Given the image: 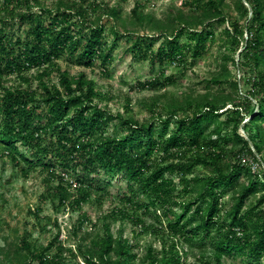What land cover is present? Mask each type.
Returning a JSON list of instances; mask_svg holds the SVG:
<instances>
[{"label": "trees", "instance_id": "obj_1", "mask_svg": "<svg viewBox=\"0 0 264 264\" xmlns=\"http://www.w3.org/2000/svg\"><path fill=\"white\" fill-rule=\"evenodd\" d=\"M220 6L222 0H206L202 8L224 23ZM236 6L245 22L232 20L223 35L230 51L242 50L237 64L229 56L224 60L243 71V80H210L208 85H227L230 93L218 88L205 94L190 115L179 119L182 106L174 105L158 123H139L95 104L104 100L95 83L82 73L60 72L56 63L64 56L86 69L98 63L105 73L119 34L111 30L109 44L101 17L116 19L115 9L100 0H59L53 8L42 0H0V155L23 173L40 167L47 182L58 180L53 198L66 209L80 210L94 188L104 195V186L116 177L126 183L122 207L103 216L100 234L87 246L79 243L75 252L58 244L57 237L39 247L21 239L12 250L0 249V264H78V257L84 264H136L134 246L111 231L119 220L167 237L160 251L148 248L145 264H187L188 257L190 264H221L227 257L264 264V168L252 172L241 160L247 156L259 164L264 146V0H239ZM132 14L163 40L156 50L151 42L134 44L135 59L182 66L202 57L214 39L212 31L192 28L181 12L163 14L162 25L137 5ZM23 24L27 30L20 38L13 30ZM184 35L187 42L181 44ZM55 70L58 83L49 84L45 78ZM9 78H16L19 86H3ZM172 81L161 74L138 85L159 91ZM113 121L117 124L110 132ZM239 127L247 140L238 134ZM58 170L63 176L75 175L80 185L76 194L63 187ZM100 173L107 180L103 187L100 180L97 184ZM229 192L233 204L224 212L222 199ZM248 199L254 202L246 207ZM142 216L154 223L146 224ZM80 217L72 232L87 223L86 214Z\"/></svg>", "mask_w": 264, "mask_h": 264}, {"label": "rangeland", "instance_id": "obj_2", "mask_svg": "<svg viewBox=\"0 0 264 264\" xmlns=\"http://www.w3.org/2000/svg\"><path fill=\"white\" fill-rule=\"evenodd\" d=\"M58 1L42 0L48 8H53ZM238 1L222 0L220 9L227 18V21L222 23L216 21V17L213 18L210 14L207 15L203 12L202 7L206 0H100L103 6L117 11L116 19L105 14L101 17V23L106 28L104 34L109 44L112 41L111 30L114 29L119 34L118 43L111 52L112 61L106 69L107 71L104 73L98 63L91 69L75 66L64 56L56 61L57 66L60 72L66 71L70 76L82 73L87 79L92 80L97 91L104 96V100H95V104L106 107L113 115L123 118L131 117L139 123L153 121L158 123L169 114L174 105H181L182 109L177 111L176 116L178 119L182 118L190 115L196 104L203 101L202 97L205 94L213 93L218 88L223 89L225 95L230 93L227 85L212 86L208 85V81L218 79L223 82L229 79L241 82L244 78L242 70H238L232 62L224 60V57L229 56L237 64L238 56L242 50L239 48L236 52L230 51L226 46V37L223 35V30L228 28L232 20L239 21L240 25L245 22V18L241 16L236 6ZM196 2L202 7L197 8ZM136 5L144 14L152 12L161 20L160 25H162L163 14L181 12L192 28L197 31L204 29L212 31L214 39L208 44L202 57L182 66L170 62L152 64L146 60L135 59L131 49L137 42L146 45L151 42L153 50H156L163 42L159 34L147 31L137 22L132 14ZM210 25L211 27H209ZM26 30L27 26L23 24L20 28L15 26L13 33H17L20 38H23ZM179 42L186 43V36L184 35ZM58 73V70H55L49 78H45V81L49 84H57ZM161 74L164 75V78L173 80L172 84L165 89L151 91L147 88L141 89L138 85V83H145ZM28 76L33 78L34 71H30ZM19 84L20 82L16 78L3 81L5 87H16ZM31 85L34 88L36 82L32 81ZM208 86L209 89H206ZM245 88L242 84L243 92ZM246 122L247 120L244 121V123ZM116 124L117 121L110 124V132ZM173 128L174 125H170L169 131ZM237 132L247 140V134L241 127ZM250 146L252 148V145ZM230 157L233 161L232 155ZM258 158L261 162L255 163L256 172L260 168H264V146ZM241 160L247 161L249 164L251 162L247 156L242 157ZM24 173L18 165H14L8 158L0 155V249L12 250L21 239H26L36 247L45 246L57 237L58 244L77 252L79 243L82 246H87L89 240L100 234L103 216L122 207L119 199L124 193L126 183L120 176L112 180L109 186H104V195L100 196L99 190H97L99 192H94V188L90 200L83 204L80 210L76 208L72 210L60 207L58 201L53 198V192L60 184L58 180L47 182V174L40 167L25 170ZM58 174L63 178L61 182L63 187L69 193L76 194L80 185L76 182L75 175L66 174L63 176L60 170H58ZM99 175L97 184L100 180L99 185L103 187L102 182L107 180L101 173ZM89 178H94V174ZM174 181L177 183L176 177H174ZM253 202L254 199H248L246 207H249ZM222 203L225 212L233 204L232 192L225 195ZM82 214H86L88 217L87 223H84L79 232H72L73 228L79 224ZM142 217L146 224L154 223L152 217ZM111 231L115 236L121 235L122 238L128 239L134 246L133 252L137 254L138 258L136 264H145V253L148 248L158 252L163 245L162 241L167 239L165 236L162 240L161 235L145 233L141 226H133L128 221L119 220L112 223ZM186 260L187 264L193 261L191 257ZM76 262L84 264L79 257ZM221 264H247V260L241 257H227Z\"/></svg>", "mask_w": 264, "mask_h": 264}, {"label": "built area", "instance_id": "obj_3", "mask_svg": "<svg viewBox=\"0 0 264 264\" xmlns=\"http://www.w3.org/2000/svg\"><path fill=\"white\" fill-rule=\"evenodd\" d=\"M254 165H255V163H253V162L251 161V162H250V166H251V170H252V172H256V171H255V169H256L255 166H256V165H255V166H254Z\"/></svg>", "mask_w": 264, "mask_h": 264}]
</instances>
